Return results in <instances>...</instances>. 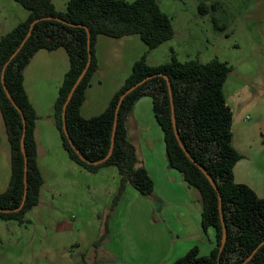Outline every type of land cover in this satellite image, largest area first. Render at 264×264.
Here are the masks:
<instances>
[{
    "label": "trees",
    "instance_id": "1",
    "mask_svg": "<svg viewBox=\"0 0 264 264\" xmlns=\"http://www.w3.org/2000/svg\"><path fill=\"white\" fill-rule=\"evenodd\" d=\"M29 13L24 22L0 38V111L10 146L11 177L7 189L0 193V209L13 210L20 206L24 194V157L21 152L23 123L18 110L8 99L1 83L2 69L26 37L32 22L43 17L61 18L36 23L31 36L5 70V84L26 119L25 150L28 168L27 198L19 212H0L1 221L27 222L26 214L39 204L44 180L37 159L35 127L38 116L24 87V69L40 50L64 48L69 57L66 72L53 106V118L62 147L69 159L87 172L95 174L104 167L114 166L121 177L119 193L126 183L142 195L153 191V180L144 167H138L135 147L127 140L126 122L136 102L143 97L152 100L153 113L163 136L170 168L179 172L188 187L200 194V223L204 232L214 233V248L201 256L193 247L173 264H241L264 241V198L248 186L234 181L233 169L241 156L233 146V113L228 106L223 86L231 69L225 62L214 59L201 63L198 59L180 62L172 55L169 62L151 66L143 55L133 64L123 86L113 95L104 111L84 118L81 107L86 91L96 72V39L99 35L119 39L138 35L152 50L173 38L171 18L161 11L158 0H69L64 12L58 11L53 0H14ZM202 6V4H201ZM203 7V6H202ZM86 26L91 33L92 60L88 72L76 88L66 109V126L73 145L87 159L83 161L71 147L63 131V106L72 86L88 61ZM165 74L171 82L173 105L180 139L191 157L212 177L222 197V213L228 237L218 261L222 225L218 196L203 172L195 166L179 146L174 134L171 105L166 80L153 77L123 100L118 114L114 150L105 162L111 145L115 109L119 98L139 81ZM246 264H264V245Z\"/></svg>",
    "mask_w": 264,
    "mask_h": 264
},
{
    "label": "rangeland",
    "instance_id": "2",
    "mask_svg": "<svg viewBox=\"0 0 264 264\" xmlns=\"http://www.w3.org/2000/svg\"><path fill=\"white\" fill-rule=\"evenodd\" d=\"M158 1L171 18L173 38L150 50L138 35L105 36L108 71L100 76L103 84L83 103L84 118L102 112L143 55L151 66L167 63L175 55L180 62L209 63L218 58L237 70L244 57L253 59L257 54L252 49H264V0ZM68 2L53 0L61 12ZM28 15L18 2L0 0V38ZM68 58L64 48L40 50L24 69L25 91L38 116L37 136L47 145L37 155L44 183L39 204L26 214L25 224L10 221L6 227L0 220V264H173L197 242L199 192L187 184L170 188L166 180L157 179L149 196L134 189L119 193L115 167L92 174L69 159L59 132L49 124ZM144 101L152 127L146 126L130 142L144 156L167 161L163 132L150 113L152 100ZM9 148L0 113V191L11 177ZM149 201L155 203L152 209Z\"/></svg>",
    "mask_w": 264,
    "mask_h": 264
},
{
    "label": "crops",
    "instance_id": "3",
    "mask_svg": "<svg viewBox=\"0 0 264 264\" xmlns=\"http://www.w3.org/2000/svg\"><path fill=\"white\" fill-rule=\"evenodd\" d=\"M106 40L107 39H105V36L102 35H99L96 39L95 54L97 58L98 68L91 78L90 87L86 91L85 102L88 101L89 93L95 87L101 86L103 84L100 76L106 73V71H108V66L104 61V59H106L107 57L106 48L108 45H105ZM251 51H255L257 52V54L254 53L253 59L249 57H244L240 62V66L237 68V70L234 65H230L228 62L224 61L231 69V72L224 83L223 92L226 102L233 113V146L241 156L240 160L236 163L233 169L234 181L238 184H243L250 187L258 197L264 198V49L260 50V48L257 49L255 47V49H252ZM36 54H38V52ZM49 55H51V53H49ZM68 69L69 58L68 68H66L65 66L63 78ZM254 70L257 72L255 75H252V72ZM122 86L123 85L118 86L119 88H117L116 92ZM145 98L148 97H143L136 102L132 112L128 116L126 122V129L127 140L129 141V143H132L130 142V139L134 138L135 136L137 137L138 133L141 132L144 128H146V126L152 127L153 121L151 120L150 115H148L147 111L145 113L143 111V107L144 105H146V103H144L146 102L144 101ZM110 100L107 102L108 104ZM108 104H106V106L104 107L106 108ZM33 108L35 109L34 106ZM104 109L102 110V112L104 111ZM150 113L154 115L153 110ZM49 124L52 128H56L54 118L49 121ZM35 139L37 142L38 155L40 150L42 152L45 151L47 145L43 142V139H40L37 136V123L35 127ZM149 144L152 148V144L150 142ZM133 146L135 147L136 155L138 158L137 166L144 167L153 182L157 179L166 180L170 188H179L182 184H184V186L186 185L184 180L181 179L183 177L176 175L175 172L177 171L170 168L168 160L166 161L160 157H146L144 156L141 149L136 148L134 144ZM116 176L117 188H119L121 180L119 172L116 174ZM7 187L3 191H0V193L4 192ZM133 189L137 191L131 183H126L125 191H132ZM147 204L150 209H152L155 205V203L151 201H149ZM2 222L8 224L4 225L6 227L10 224V221ZM1 228L3 229L4 227ZM194 236L197 242L194 246L191 247V249L193 247H197L201 256H208L214 248L213 231L211 232L210 230H208L204 232L201 227L195 232ZM2 241L3 239L0 238V242Z\"/></svg>",
    "mask_w": 264,
    "mask_h": 264
},
{
    "label": "water",
    "instance_id": "4",
    "mask_svg": "<svg viewBox=\"0 0 264 264\" xmlns=\"http://www.w3.org/2000/svg\"><path fill=\"white\" fill-rule=\"evenodd\" d=\"M43 20H55V21H58V22H61V23H64V24H69L67 22H65L63 19L61 18H53V17H43L42 19H37L35 20L34 22L31 23L30 27H29V31L26 35V37L23 39L21 45L18 47V49L12 54V56L9 58V60L5 63L3 69H2V75H1V83L3 85V89L8 97V99L11 101V103L13 104V106L18 110V112L20 113V116H21V119H22V123H23V133H22V137H21V143H20V146H21V152L23 154V157H24V194H23V198H22V201H21V204L19 207H17L16 209H13V210H1L0 209V212H4V213H10V212H19L24 204H25V201H26V198H27V188H28V182H27V177H28V168H27V155H26V150H25V137H26V119L24 117V114L23 112L20 110V108L17 106V104L13 101L7 87H6V84H5V80H4V77H5V70L8 66V64L12 61V59L17 55V53L19 52V50L23 47V45L25 44V42L27 41V39L31 36V32H32V29L34 27V25L40 21H43ZM69 25H72V24H69ZM83 27L85 30H86V33H87V51H88V61L84 67V69L82 70V72L80 73V75L78 76L77 80L75 81L74 85L72 86L71 90H70V93L66 99V102L63 106V112H62V119H63V131L65 133V136L67 137L71 147L74 149V151L79 155L80 159L83 160V161H86L87 162V159L82 156L79 152V150H77L75 148V146L73 145V142L69 136V133H68V130H67V126H66V109H67V106H68V103L70 102L76 88L79 86V84L81 83L82 79L84 78V76L86 75V73L88 72V69L90 67V64H91V60H92V54H91V33H90V30L86 27V26H81ZM163 77L165 80H166V83H167V87H168V92H169V97H170V105H171V119H172V126H173V130H174V134H175V137L177 139V142L179 144V146L181 147V149L183 150V152L186 154V156L191 160V162L197 166L202 172L203 174L205 175V177L208 179V181L210 182V184L212 185V187L214 188L215 192L217 193V196H218V209H219V215H220V221H221V225H222V237H221V243H220V247H219V251H218V261H219V257L221 255V253L223 252V249H224V246L226 244V241H227V237H228V231H227V226H226V223H225V220H224V216H223V213H222V197L219 193V190H218V187L217 185L215 184V182L213 181L212 177L207 173V171H205L192 157L191 155L188 153V151L186 150L185 146L183 145L181 139H180V136H179V131L177 129V124H176V117H175V111H174V105H173V95H172V90H171V82H170V79L168 76H166L165 74H162V73H157L156 75H152V76H149L141 81H139L138 83H136L135 85H133L132 87H130L129 89H127L124 93H122V95L120 96L119 98V101H118V104L116 106V109H115V115H114V122H113V129H112V135H111V145H110V148H109V151H108V154L106 155V157L100 161H97V162H89L93 165H98V164H101L103 162H105L106 160H108L112 153H113V150H114V144H115V133H116V128H117V123H118V114H119V109H120V106L123 102V100L126 98L127 95H129L130 93H132L135 89H137L139 86H141L142 84H144L146 81L152 79L153 77ZM264 245V241L262 243H260L255 249L254 251L249 255V257L241 264H246L248 263L252 258L253 256L257 253V251ZM219 264V262H218Z\"/></svg>",
    "mask_w": 264,
    "mask_h": 264
}]
</instances>
